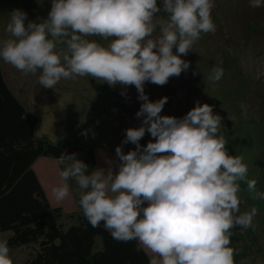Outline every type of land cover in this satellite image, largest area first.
Listing matches in <instances>:
<instances>
[{"label":"clouds","instance_id":"1","mask_svg":"<svg viewBox=\"0 0 264 264\" xmlns=\"http://www.w3.org/2000/svg\"><path fill=\"white\" fill-rule=\"evenodd\" d=\"M249 6L264 7V0H249ZM214 8V0H51L43 22L13 10L5 29L10 38L0 41V58L26 75L39 71L44 89L84 76L110 88L120 85L125 97L129 86L136 88L141 126L126 129L115 148L117 170L94 171L96 163L62 154V182L53 188L56 200L51 197L48 208L59 216L55 202L71 194L77 220L82 222L83 210L93 228L103 223L114 240L137 241L153 254L149 264H235L232 229L254 228L258 214L256 207L240 211V182L248 166L242 156L229 154L214 106L197 100L183 117L161 115L169 98L151 101L145 93L146 83L164 86L190 68L181 57L202 34L215 33ZM161 14L166 18L158 19ZM157 27L160 34L153 39ZM91 36L114 39L104 45ZM222 76L223 69L214 68L210 79ZM146 133L152 139L143 146ZM129 143L135 149L125 153ZM246 183L253 199L264 200L256 180ZM9 253L7 241H0V264H14Z\"/></svg>","mask_w":264,"mask_h":264},{"label":"rangeland","instance_id":"2","mask_svg":"<svg viewBox=\"0 0 264 264\" xmlns=\"http://www.w3.org/2000/svg\"><path fill=\"white\" fill-rule=\"evenodd\" d=\"M214 3L211 15L215 33L202 34L191 52L181 57L190 62V68L179 77H171L164 86L146 83L145 93L151 101L169 98L161 115L183 117L198 100L214 106V113L223 118L220 133L228 141L229 154L242 156L248 166L246 180L240 182V211H249L252 207L258 211L254 228L232 229L230 246L238 250L234 255L235 264H264V200L253 199L254 193H249L246 183L254 179L256 189L264 192V7L252 8L249 0H214ZM50 7L51 0H0V41L10 38L5 29L13 10H23L29 20L43 22ZM159 18L166 17L161 14ZM159 34L157 27L151 38ZM88 39L107 45L114 38L105 41L91 36ZM0 67L9 90L37 113V138L45 137L52 143L62 140L65 144L90 145L95 154L94 171L109 167L117 170L115 148L122 145L126 129L141 126L142 118L137 119L135 114L142 102L137 100L134 86L126 89L125 97L121 95L125 89L120 85L110 88L102 80L84 76L62 79L53 89H44L38 82L39 71L26 75L2 58ZM214 68L223 69L219 81L210 79ZM259 129L263 132L258 137ZM96 138V143L83 142ZM151 139L146 133L140 143L146 146ZM134 149L131 143L123 145L125 153ZM34 169L47 201L51 197L56 200L52 190L62 182L60 172L64 164L58 159L40 157ZM68 199L55 202L61 212L59 216L65 215L60 223L77 225L79 211L71 194ZM10 236L0 231V241H7L14 264H27L40 245L11 246ZM142 248L151 258L153 254Z\"/></svg>","mask_w":264,"mask_h":264},{"label":"trees","instance_id":"3","mask_svg":"<svg viewBox=\"0 0 264 264\" xmlns=\"http://www.w3.org/2000/svg\"><path fill=\"white\" fill-rule=\"evenodd\" d=\"M38 122L37 113L9 90L0 67V231L11 235L10 245H40L27 264H149V256L137 241L114 240L103 223L93 228L83 210L82 222L79 218V224L66 231L61 228V217L53 216L51 212L57 210L48 208L34 166L40 157L59 160L62 154L72 153L92 165L94 149L78 142L52 143L45 137L37 138ZM257 132L259 137L263 129ZM97 141L98 138L83 142Z\"/></svg>","mask_w":264,"mask_h":264}]
</instances>
